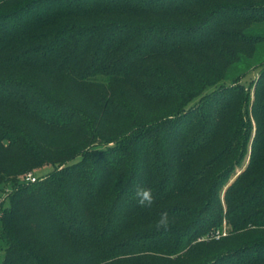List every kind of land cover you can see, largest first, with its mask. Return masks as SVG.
Segmentation results:
<instances>
[{"label":"trees","instance_id":"1","mask_svg":"<svg viewBox=\"0 0 264 264\" xmlns=\"http://www.w3.org/2000/svg\"><path fill=\"white\" fill-rule=\"evenodd\" d=\"M4 185L0 264H264V0H0Z\"/></svg>","mask_w":264,"mask_h":264},{"label":"clouds","instance_id":"2","mask_svg":"<svg viewBox=\"0 0 264 264\" xmlns=\"http://www.w3.org/2000/svg\"><path fill=\"white\" fill-rule=\"evenodd\" d=\"M137 204L140 207H151L155 202V197L151 188L137 186L135 190ZM170 226L169 215L167 212H162L160 218L156 221L155 227L157 230H167Z\"/></svg>","mask_w":264,"mask_h":264},{"label":"rangeland","instance_id":"3","mask_svg":"<svg viewBox=\"0 0 264 264\" xmlns=\"http://www.w3.org/2000/svg\"><path fill=\"white\" fill-rule=\"evenodd\" d=\"M253 78H256V73L252 71V72L248 75V77H246L244 80H245V81H249V79H253ZM52 169H53L52 165H45V166H43L42 168H40L37 172H33V173H34L33 175H35L36 177L44 176V175H46L47 173H49L50 171H52ZM239 171H240V170H238V172H239ZM9 190H10V186H9V185H4L3 187H1V191H0V201L3 200L4 195H5L6 193L10 192ZM226 229H227L226 225L223 224V226H222V230H223V231H222V232H223L224 234H226V232L228 231V230H226Z\"/></svg>","mask_w":264,"mask_h":264},{"label":"built area","instance_id":"4","mask_svg":"<svg viewBox=\"0 0 264 264\" xmlns=\"http://www.w3.org/2000/svg\"><path fill=\"white\" fill-rule=\"evenodd\" d=\"M22 180H24L25 182H28V183H33L37 180V177L35 175H33L32 172H28L22 176ZM224 235L225 234L223 232H222V234H218V231H217V233H215V234H213V236L212 235L211 236L214 238H218V237L224 236Z\"/></svg>","mask_w":264,"mask_h":264}]
</instances>
